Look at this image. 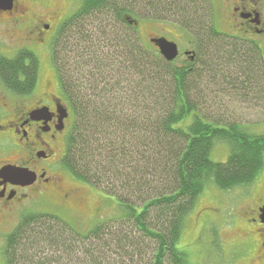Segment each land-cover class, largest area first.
I'll use <instances>...</instances> for the list:
<instances>
[{"label":"trees","instance_id":"obj_1","mask_svg":"<svg viewBox=\"0 0 264 264\" xmlns=\"http://www.w3.org/2000/svg\"><path fill=\"white\" fill-rule=\"evenodd\" d=\"M213 9L211 0H81L61 23L51 57L72 113L61 167L115 196L123 215L86 234L51 214L26 215L5 238L6 264H190L178 243L206 184L227 192L264 172V134L205 113L224 88L264 104L259 49L218 31ZM139 19L191 34L192 60L177 66L152 38L143 44ZM3 61L0 68L14 66L0 70L7 89L21 95L35 89L38 61L31 52ZM201 77L206 86L199 88ZM215 143L228 146L225 163L210 160Z\"/></svg>","mask_w":264,"mask_h":264},{"label":"rangeland","instance_id":"obj_2","mask_svg":"<svg viewBox=\"0 0 264 264\" xmlns=\"http://www.w3.org/2000/svg\"><path fill=\"white\" fill-rule=\"evenodd\" d=\"M23 1L27 3L29 8L26 26L30 24L32 17L38 14L45 15L47 18L57 17L59 21L57 19L50 25L55 34L61 23L71 16L80 7L81 3V0H20V3H23ZM211 1L214 8L213 24L218 31L227 33L223 23L225 17L220 6V0ZM18 16L19 14L15 15V18ZM138 21L137 30L143 44H148L151 38L164 37L177 46L180 54L178 59H175L177 60V66L182 65L185 59L188 60V58L183 56V53L193 50L195 39L191 34L169 22H155L143 19ZM1 42L7 44V41L1 40ZM39 46L37 50L39 81L36 85L40 88L42 85L41 80L50 79L55 81L56 73H54L52 65L51 45L45 51L41 50V45ZM8 48L10 47L0 49L1 52H7L6 54L0 53V61L2 63H4L3 57L13 59L18 52L23 51H17L16 49L8 53ZM4 65L7 66L6 63ZM205 79L201 77L200 81L202 83L199 81L196 83L199 88L206 86L204 83ZM25 80L27 79L24 77ZM24 81L22 83L21 81L17 82L22 85L25 83ZM33 90H29L24 95L30 94ZM12 93L15 94L14 92ZM238 95L227 91V88L219 92L216 91V94H213L215 101L209 105L208 111H205V113L212 120L221 119L228 124H238L244 127L249 134H264V104L258 101L263 100L255 99V95L252 96V93L249 94V97ZM9 100L11 99L8 96L3 102V108L7 110V114H0L3 123L11 119L12 102L10 103ZM188 119L191 120V116ZM188 123L189 121H186L183 125L185 126ZM6 148V144L0 138V159H13L12 153L8 152ZM228 156V146L223 143H215L209 158L214 163H225ZM59 174L63 180V187L74 184L82 193L81 199L72 201L69 208L63 206L56 195H36L30 190H28L29 192L21 191V193L27 194L24 199L16 198L10 202H2L0 204V264H6L2 251L5 238L12 233L26 215L38 213L54 215L79 234H86L97 223L117 221L122 218L123 210L115 196L75 180L62 167L59 169ZM241 191V188H238L222 192L212 182L206 184L193 211L185 220L178 243V248L186 255L190 264H241V259H239L241 246L238 236L240 225L232 226V221L240 212L241 199L239 192Z\"/></svg>","mask_w":264,"mask_h":264},{"label":"flooded vegetation","instance_id":"obj_3","mask_svg":"<svg viewBox=\"0 0 264 264\" xmlns=\"http://www.w3.org/2000/svg\"><path fill=\"white\" fill-rule=\"evenodd\" d=\"M220 6L225 17L223 23L226 32L255 45L264 63V0H220ZM28 10L27 3L14 0L11 11L0 12V49L10 47L8 53L16 49L26 50L38 61L39 45L43 51L51 45L55 32L50 25L58 18L38 14L32 17L31 25L26 26ZM17 14L19 16L15 18ZM1 40L7 41V44ZM191 54H194L193 51L184 52L183 56L192 60ZM28 62L17 67L29 66ZM12 68L13 65H7L0 70L10 71ZM13 77L16 82L24 80L23 76L17 74ZM37 78L38 82L39 69ZM54 78L55 81L41 80L40 88L36 85L30 94L21 96L7 89L0 76V114H7L3 108L6 97L9 96V102H12L11 119L3 123L0 118V138L14 157L11 160L0 159V170L7 166L25 169L34 179L31 185L22 187L0 178V204L16 198L24 199L27 194L21 191L28 190L36 195H56L60 203L68 208L72 201L82 197L80 189L74 184L63 187L59 174L72 113L61 98L57 76ZM241 190L240 212L232 221V226L240 225L239 259L241 264H264V172Z\"/></svg>","mask_w":264,"mask_h":264},{"label":"water","instance_id":"obj_4","mask_svg":"<svg viewBox=\"0 0 264 264\" xmlns=\"http://www.w3.org/2000/svg\"><path fill=\"white\" fill-rule=\"evenodd\" d=\"M14 0H0V12L12 10ZM132 23V22H131ZM151 43L158 49L159 54L168 62L175 60L178 55L177 46L164 38L151 39ZM0 178L12 185L29 186L34 179L25 169L7 166L0 170Z\"/></svg>","mask_w":264,"mask_h":264}]
</instances>
